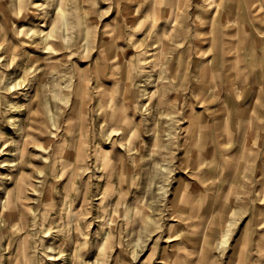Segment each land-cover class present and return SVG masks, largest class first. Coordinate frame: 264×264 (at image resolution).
Listing matches in <instances>:
<instances>
[{
	"label": "rangeland",
	"instance_id": "rangeland-1",
	"mask_svg": "<svg viewBox=\"0 0 264 264\" xmlns=\"http://www.w3.org/2000/svg\"><path fill=\"white\" fill-rule=\"evenodd\" d=\"M0 264H264V0H0Z\"/></svg>",
	"mask_w": 264,
	"mask_h": 264
},
{
	"label": "bare ground",
	"instance_id": "bare-ground-1",
	"mask_svg": "<svg viewBox=\"0 0 264 264\" xmlns=\"http://www.w3.org/2000/svg\"><path fill=\"white\" fill-rule=\"evenodd\" d=\"M227 89H229V88H227ZM230 89H232V88H230ZM232 90H233V89H232ZM232 102H233V101H232ZM223 106H224V105H223ZM232 106H233V105H232ZM227 108H228V107H227ZM232 111H233V110H232ZM232 113H233V112H232ZM230 116H231V115H230ZM240 121H241V120H240ZM242 121H243V120H242ZM242 121H241V123H243ZM241 125H242V124H241ZM241 128H242V127H241Z\"/></svg>",
	"mask_w": 264,
	"mask_h": 264
}]
</instances>
